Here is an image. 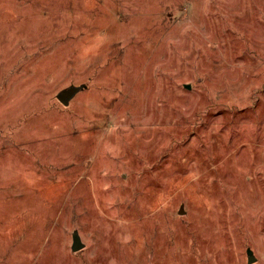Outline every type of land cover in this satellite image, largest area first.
Wrapping results in <instances>:
<instances>
[{"label":"rangeland","instance_id":"obj_1","mask_svg":"<svg viewBox=\"0 0 264 264\" xmlns=\"http://www.w3.org/2000/svg\"><path fill=\"white\" fill-rule=\"evenodd\" d=\"M0 264H264V0H0Z\"/></svg>","mask_w":264,"mask_h":264},{"label":"water","instance_id":"obj_2","mask_svg":"<svg viewBox=\"0 0 264 264\" xmlns=\"http://www.w3.org/2000/svg\"><path fill=\"white\" fill-rule=\"evenodd\" d=\"M188 88H190V85H187ZM83 85L81 86H70L66 89H63L57 94L58 100L65 106H68L70 104L71 99L79 93L83 89ZM180 214L184 213V207L181 206ZM85 244L82 242L81 236L78 231H74L73 233V245L72 249L73 251H79L81 250ZM256 260V257L254 255V252L252 249H248V262L252 263Z\"/></svg>","mask_w":264,"mask_h":264}]
</instances>
